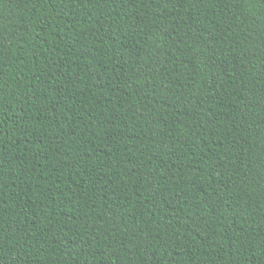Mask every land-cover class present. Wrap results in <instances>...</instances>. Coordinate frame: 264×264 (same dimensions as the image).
<instances>
[{
  "label": "trees",
  "instance_id": "obj_1",
  "mask_svg": "<svg viewBox=\"0 0 264 264\" xmlns=\"http://www.w3.org/2000/svg\"><path fill=\"white\" fill-rule=\"evenodd\" d=\"M0 264H264V0H0Z\"/></svg>",
  "mask_w": 264,
  "mask_h": 264
}]
</instances>
